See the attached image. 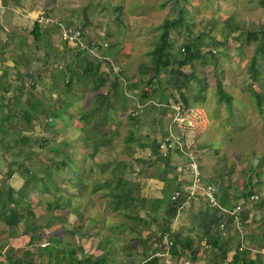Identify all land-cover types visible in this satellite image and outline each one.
<instances>
[{
	"label": "rangeland",
	"instance_id": "obj_1",
	"mask_svg": "<svg viewBox=\"0 0 264 264\" xmlns=\"http://www.w3.org/2000/svg\"><path fill=\"white\" fill-rule=\"evenodd\" d=\"M22 1L29 7L32 6V0ZM49 4L45 12L50 13V17L59 18L63 23H66V21L71 18L70 14H74L72 10L76 9L77 14L72 16V21L69 22V24L74 26L80 25V27L84 29V32L86 31V34L90 33L92 37L97 39H101L99 36L105 34L104 38L107 40L110 38L115 42L111 44L108 43L105 49L104 46H102L100 52L92 51L86 53L89 57L94 60H101L103 66L109 68V65H111L114 60L113 55L109 53L112 51L113 46V50H119L120 53L123 52L126 54L123 56V67L124 70L131 74L137 73V69L134 66L137 61V67L142 60L144 62H149V58H147L148 50L153 47L155 40L159 38V33L161 31L160 24L163 19L165 17L176 16L179 11H181L183 15L182 26L174 29L171 34V39L176 38L177 35L180 34L178 37L179 40L172 41V45L169 49L174 51L176 57H179L180 52H178V49L180 48V44L182 45L185 42L192 41L201 51L200 56L194 59L192 63V68H194L195 74L200 80H192L190 95L193 101L191 106H189L190 119L185 120L183 125L188 139L192 141V145L189 146V151L193 156H197L198 162L201 165L200 171L206 179L212 178L211 180H216L218 182L219 177H221V172L224 175V177H222L224 182H228L229 178L231 179V187L222 190V192L227 194L224 195L230 196L233 194L234 198H236L239 194L237 190L245 189L246 186H248L247 179H250L254 181L251 182L252 189L258 193V197L260 196L263 199L264 204V58H261V56H264V49L261 51L259 48L262 43L264 45V40H260V38L264 39V1L54 0V2ZM38 8L39 7H36V9ZM240 9L241 11L238 12ZM78 14L84 16V20L82 19L83 21L79 20ZM15 17L23 23L25 20L27 21L26 17H19V14L16 13ZM207 17H209V19H207ZM75 20H77V25L74 24ZM207 20L210 21L208 22ZM18 23L20 22L18 21ZM56 28L60 34L59 25H56ZM109 31L113 32V34H109ZM249 31H252L251 34H248ZM15 34L16 33L13 35ZM59 37H61V34ZM121 43L123 44L121 48L118 49L115 47V45H122ZM68 45L70 46H68L69 49L74 48L77 50L72 45ZM121 49L123 51H121ZM68 50L65 51L66 53L58 51L59 54L62 53L61 55L64 56L61 57V55H59L57 59L62 62L65 68L68 66L77 69L74 72L75 74L81 70V66L78 67L76 62L78 61V63L82 64V60H78L76 55L72 56V52H68ZM104 50L107 54H103ZM82 54L85 55L84 53ZM253 56L256 57L257 60L256 66L261 70L257 79H252L250 76L251 72L248 70L251 66ZM207 57H209L215 65L207 63ZM83 63L85 62L83 61ZM226 64L228 65L226 66ZM225 66L227 68L228 80L221 79L219 82L222 91H224L223 93L217 88L215 72L220 68H225ZM59 68L60 67L53 68V70L50 69L51 73L59 72ZM119 71L120 69L114 72ZM115 75L116 73H113V76ZM119 80L121 85L116 89L117 91H115L114 97L116 102H119L121 99L122 102H125V98H123L122 94L123 80ZM160 80L162 86L167 82L164 76H162ZM244 80L247 84H250V86L240 88L238 82ZM201 83L204 84V89L199 90L198 87ZM78 84L79 83H74L71 90L65 87V83L63 84V82H60L59 86L57 85V87H55L49 80L47 83L48 86L44 89L47 93L53 92L55 94H53L55 99H60V97L68 98L71 95V91L73 92L75 89L77 94L82 92V88L80 90L81 84L79 88H75ZM102 86V90H106V87H108L106 84H102ZM259 93H261V95H259ZM84 95L85 93H82V96ZM157 95H154V101H158L159 96ZM112 97L113 95L107 96L109 101ZM76 101L79 103V98L76 99ZM109 104L112 106L110 112H113L115 108L113 107L114 104L112 102ZM137 104L139 103L137 102L135 105ZM160 105L167 107L166 103ZM61 108H64V106ZM70 110L74 112L73 117L70 119L62 117L60 119L58 115L61 114V111L58 106L54 114L55 117L50 121L48 120L47 113H54L55 110L53 107L49 106L40 113V117L31 120V124L36 128L33 130H23L24 125L28 121L23 117L14 118L12 116L13 119L11 123L15 125H12L13 129L8 128L5 130L4 142L7 144L10 143L11 147L9 149L6 148V151L4 150V155H2L3 162H0V186L1 174H4L7 168L5 163L7 159L21 157L24 164H29L31 166V173L26 174L20 171L22 168L20 166L22 164H17L16 162L12 164L15 172L21 173L22 175L26 174L23 176H29L30 179L23 184L18 182L15 187L16 189H22L23 196L21 197L23 199L20 201V204H22L21 209L24 213V218L27 217L29 219L27 222L28 225L25 224V228L30 230V224L36 226L35 231H30V233L35 232L37 234L41 232V225L50 224L54 231L51 230L52 233L47 234L48 236L44 237L42 241L51 236H56L61 240L62 237H59L57 233L64 235L61 240L64 242L60 240L55 242V240L51 238L49 246L55 248H61V246H63L67 249H72V240L74 238L72 230L75 229L77 231L76 234L83 233L78 230V226H81L80 229L82 230H88V226L91 224L90 227L93 226L97 228L100 225L114 230L117 228L120 220L124 223H130L128 232L136 236L135 239H132L131 244H133L136 240L141 239L139 234V230L141 229L139 225L140 222H138V216L135 212L139 209L138 206L140 204H138L137 200L131 198H124L122 205L119 203L117 204L113 200V193L116 192L113 190L115 186L118 188L119 184L114 185L112 181L105 182L103 177V175L105 176L104 173L99 176L97 171L100 170L103 165L99 163L96 164L93 160L89 159L94 165L88 163L86 166L90 168L92 166L95 173L84 175L85 173L81 171L85 161L82 157L83 148H86L87 146L85 145L89 143L88 146H92L91 143H93L96 137L86 133L82 134L81 131L79 132L80 134H77L79 129L77 131V128L73 127V122H75L73 118H77L79 112L74 107ZM167 110L169 115L173 117L174 109L172 105L171 109L169 110L168 108ZM1 112L3 113H1L3 117L7 115L3 110H1ZM102 115L103 113H101V117ZM63 116H66V114L63 113ZM100 120L99 115L97 119L94 120L93 127L97 129L100 133L98 136L101 137ZM1 121L7 124L10 120L1 119ZM49 121L52 125L48 126ZM67 122L68 126L66 124ZM168 122V128L171 126L175 131H178V128L175 127L176 125H172L174 122L171 120ZM48 127L55 129H51L52 131L49 133V131L46 132ZM109 130L111 129L108 128V134L111 132ZM0 132H4L2 126H0ZM22 135L28 138L26 144L23 141H15V138L21 139ZM80 139L81 146L78 142ZM188 143L190 144L191 142ZM18 145H22L28 149L24 150L25 152H18ZM105 156L107 159L108 153H106ZM176 157H180V159L174 158L173 164L186 159L185 156L178 154ZM117 162L120 164L119 161H115L114 163L117 164ZM255 164H257L256 168L259 171L258 176L261 177L262 183L256 180L257 176L255 171H251L250 169ZM114 169L118 171L113 172L115 175L118 173L120 174V168L116 166ZM47 171L51 172L52 175L48 176ZM102 171L105 172V167H103ZM79 173H81V175H79ZM83 176H85L84 179H82ZM188 178L189 176L186 174L184 179ZM5 180L9 182L6 177ZM97 180L100 184L106 185V188L103 186V189L113 192V195L110 194V199L106 200L104 197L96 198L95 195H93V197H79L73 191L75 188H87L88 186L95 185ZM121 181H125V179H121ZM4 185L5 183L1 187H4ZM126 186H131V183L127 182ZM2 190L7 192L6 187L2 188ZM123 190L124 189H121L120 191L122 192ZM120 191H117V193ZM127 191L128 189L126 188L125 192ZM17 192L18 191L14 189L12 195L16 196ZM247 198L248 197L238 198V200L242 202L246 201V206H244L245 214L247 213V207L252 206L251 204L248 205ZM236 201L233 200L230 204L233 206ZM139 202L143 204L144 200L141 198ZM49 203L52 205L50 208H46ZM54 204H60L62 210L59 209L58 212H60L61 216L68 217L67 222H61L59 224L60 226L58 222L52 219L50 214L52 209L60 207L57 206L55 208ZM162 207H164V205L161 206V208ZM126 209L129 210L130 214L125 212ZM28 210L31 212L29 211V215H26ZM73 214L75 215L73 216ZM164 214L165 211H163L162 216ZM249 215L253 221L254 215L252 212H249ZM48 219L50 220L49 223L47 221ZM159 220L161 221V219ZM23 221L24 219L21 217L20 221L16 224L17 231L22 230L19 224ZM85 225L87 227H84ZM3 227L6 229L8 228L4 223ZM113 230L109 231L110 234L106 229L102 230L105 234H108L107 237L99 242L102 246L98 245V243L97 245L94 243L90 245L84 243V246H86V249L88 248L90 250L92 248L90 246H96L95 248L99 249L98 252H101L100 248L109 249V251L113 252L116 251L115 257L106 256L105 259L107 262H101V264H127L128 258L126 256L124 257V253L119 250L122 246V239L125 241L130 235L126 234L128 233L126 232L123 238H118L116 232H111ZM131 230L134 232L133 234ZM158 231L159 229H157V232ZM231 232H234V228L231 229ZM249 237L253 243H256L255 240L264 241L261 228ZM202 239L204 245H207L208 248L207 239L205 237ZM128 240L129 239H127V242ZM4 243L6 244V247L3 248L5 254H1L0 258L6 263L4 262L2 264H9L6 255L20 254L27 248L33 249L34 251L32 250V252L37 255L38 246H40L39 244H35L33 248L27 246L23 247V243H19L13 239H8ZM8 249L9 251L7 252L6 250ZM86 249L80 252V257L87 254H90L91 257L93 255V258L104 257L101 254L100 256H94L93 251L89 250L91 252L89 253ZM38 256L42 255L40 254Z\"/></svg>",
	"mask_w": 264,
	"mask_h": 264
},
{
	"label": "crops",
	"instance_id": "obj_2",
	"mask_svg": "<svg viewBox=\"0 0 264 264\" xmlns=\"http://www.w3.org/2000/svg\"><path fill=\"white\" fill-rule=\"evenodd\" d=\"M51 2H54V0H32V6L29 7L23 3L22 0H0V126H2L4 130V132H0V136L5 135L6 129H13L12 125L15 124L11 123L13 119L12 116L14 118H25L28 122L24 125L23 130H33L36 128L33 124H31V120L40 117V113H42L49 106L53 107L55 110L54 113H47V116L49 115L48 120L50 121L55 117L54 114L56 113L58 106L61 111V114L58 115L60 119L62 117L65 119L73 117L74 112L70 109L72 107L76 108L79 112L78 117L73 118V120H75V122H73V127L77 128V131L79 129L78 133H76L80 134L79 132L81 131L82 134L86 133L96 137L93 140V143H91L92 146H88L90 144L89 143L88 145H85L87 146L86 148H83L82 157L85 161L82 165L81 171L85 173L84 175H91L92 173H95L92 166L91 168L86 166L88 163L94 165L90 162V160H93L96 164L99 163L105 167V172L102 171L103 167L97 171L99 176L104 173L105 176L103 175V177L105 182L112 181L114 185L119 184V187L117 188L115 186L113 191L116 192H109L103 189L104 187L106 188V185L100 184L97 180L95 185L88 186L87 188H75L73 191L79 197H93V195H95L96 198L104 197L106 200L110 199V194L113 193V200L120 205L123 204L122 201L124 198L137 200L140 205L138 206L139 209L135 212L138 216V219H136L140 222L139 225L141 229L139 230V234L141 239L136 240L133 244H131L132 239H135L136 236L131 235L128 232L130 227L129 222L124 223L120 220L117 228L114 230L100 225L97 228H94L93 226L90 227L92 225L91 224L88 226V230H82L80 229L81 226H78V230L83 233L76 234L77 231L75 229L72 230L75 238L72 240V249H74L77 256L80 257V248H84L83 250L86 249L84 243L88 245L91 243L97 245L98 243V245L102 246L99 242L108 236V234H105L102 231L103 229H106L108 233L110 230H113L111 232H116V236L118 238H123L125 233L128 232L126 234L130 235L127 238L129 240L127 242L126 239L125 243L124 239H122V246L119 251L124 253V257L126 256L128 258L126 262L127 264H141L146 257H148V255L158 251L159 248L155 238L158 236V232H160L161 229L158 225L161 223L159 219H161L160 217L162 216L164 208H161L160 203L162 206L164 205L163 198L165 190L170 192V189L179 183L178 180H184L186 175L178 172L176 169V164L185 162L186 159L173 164L174 158L180 159V157H176L177 154L181 156H183V154L177 151H171L164 156L158 147L160 138L167 131V122L172 118V115H169L167 110L168 108L169 110L171 109L172 100L166 102L167 107L160 105L165 104V102L162 101L163 97L160 94H156L159 96L158 101H154V96L142 100L140 98V76L138 73H134L131 78L123 76V56L126 54L123 52L120 53V51L116 52L113 50L112 46L113 52L111 51L109 53L113 55L114 60L112 62L120 66V71H112L110 65V69L108 67H104L101 60L100 69L102 66V71H109L108 73L110 74V78L114 77L113 73L119 75V79L123 80V90L124 93H126V97L125 102H122V99L119 102H116L114 96L112 99L110 98L109 101L107 96H104V93L108 95L111 92L109 89V83H104L108 87H106V90H102V85L97 87L98 79L95 75L83 73L87 68V64L83 63L84 55L80 52L82 50H75L74 48L69 49L70 46L67 42L59 37L60 34L55 24L49 23L43 25L38 21L39 16L36 18L30 16L29 11L36 9V7H39L38 10L40 14L45 13L47 5ZM240 11L241 9L238 10V12ZM15 13L19 14V17H26L27 21L25 20L23 23L15 17ZM45 15L50 16L51 14L45 13ZM207 19H209V17H207ZM18 21L20 23H18ZM35 21H38L40 29L37 38L33 35L35 31L33 25ZM207 21L209 22L210 20ZM14 33L16 34L13 35ZM111 34H113V32ZM67 50L68 52H72V56L76 55L78 60H82V64L78 63V61L76 62L78 67L81 66V70L75 74L74 72L77 69L68 66L65 68L62 62L57 59L59 55L66 53L65 51ZM58 51H62V53L59 54ZM121 51L123 50L121 49ZM63 56L64 55H61V57ZM89 58L92 59L91 57ZM207 59V63L215 65L209 57H207ZM137 62L134 64L136 69ZM227 65L228 64H226V66ZM226 66L225 68H220L217 72H215V80H228ZM57 67H60L59 72L51 73V70ZM125 72L128 73L126 70ZM163 76L166 80L167 75ZM49 80L55 87H57V85L59 86L60 82H63V84L65 83V87L71 90L74 83H79L75 86V88H79L81 84L82 87L80 86V90L82 88V92L77 94L75 89L73 92L71 91L70 97H60V100L57 96L58 99H55L53 92L47 93L44 89L48 86L47 83ZM167 82L164 87L167 86ZM238 85L240 88H244L247 87V82L245 80L240 81L238 82ZM165 92H169L167 87L165 88ZM82 93H85V95L82 96ZM78 98L79 103L76 101ZM110 102H112L114 104L113 107H115L113 112H110V109H112V106L109 104ZM137 102L140 107L135 105ZM62 106H64V108H61ZM1 110L7 113L5 117L2 116L3 113ZM63 113H65L66 116H63ZM101 113H103L102 117ZM99 115L101 119L99 122L102 133L101 137L98 136L100 133L97 129L93 127L94 120L97 119V116ZM2 118L10 121L6 124V122L4 123L1 121ZM66 124L68 126V122ZM49 125L52 124L50 123L48 126ZM52 127H48L46 132L49 131V133H51V129H55ZM108 128L111 129L109 130L111 131L109 134L107 132ZM26 142L27 141H25V144ZM78 142L81 146V139L78 140ZM26 149L28 148H25V150ZM4 150L6 151V149H2L3 152ZM105 152L108 153L107 159ZM19 161L20 160L17 158L7 159L5 163L7 166ZM115 161H119L120 164H118V162L115 164ZM7 162L13 163L8 164ZM116 166L120 168L119 170L121 171L120 174L118 173L117 175L113 173L114 171L118 172L114 169ZM23 175L13 171L8 179V183L16 189L15 186H17L18 182L23 184L26 181V177ZM79 175H81V173H79ZM84 177L85 176H83L82 179H84ZM121 179H125V181H121ZM127 182L131 183V186H126ZM120 188L124 190L121 192ZM126 188L128 189L127 192H125ZM117 191L120 192L117 193ZM224 194L226 193L223 192L222 200L225 204H230L233 200H238L237 196L234 198L233 194L230 196H226L227 194ZM141 198L144 200L143 204L139 202ZM61 207L62 206L52 209L50 212L52 219L55 222H58V225L61 222L66 223L68 220L67 216H61L60 212H58L59 209L62 210ZM29 211L30 210L26 212V215H29ZM246 211V216L249 215V212H252L254 219L249 222L245 228L244 244L247 248L253 251L252 255L256 258L253 264H262L261 256L263 254L259 253L258 249H264V241L261 242L255 240L256 243H253L249 236H252V234L261 228L264 237V204L263 209H258L252 205L247 207ZM125 212L130 214L127 209ZM74 215L75 214H73V216ZM220 218H222L221 211L218 208L210 207L202 199L196 198L192 201L191 205L183 208L182 211L180 210L176 217L172 219L170 230L177 231L181 233V235L189 236L197 243L198 249L195 258H191L190 264H207L209 261H212V257H210L212 254L206 250L202 238H206L208 233H213L215 235L220 233L223 234L224 231L220 232L218 229V225L221 222ZM22 219H24V221L19 224V226L22 227V230L18 231L17 228L15 231L10 230L9 228H4L3 222L0 221V255L5 254L3 248L6 247V244L4 242L8 239H13L19 243H23V247L27 246L33 248V245L39 244L38 254L35 255L32 252L29 256L36 264H40V262L46 263L48 251L46 249L42 250V247L47 248L51 238H53L55 242H58L57 240H60V238L51 236L50 238L42 241L44 237L48 236L47 234L54 231L52 229V225H41V232L37 234L35 232L30 233V231H35L36 226L34 224H30V230H27L25 228V224H27L29 219L27 217L24 218V216H22ZM47 221L48 223L50 222L49 219ZM84 227L87 226L85 225ZM157 229H159L158 232ZM229 229V232L231 233V227H229ZM133 233L134 232H132V234ZM57 234L59 237H64L61 233ZM221 238H223V236H221ZM236 241L240 243L238 232L234 230L233 235L231 236V242L235 243ZM90 247H92L91 250L87 248L86 251L89 253H91L90 251H93L94 256H100L101 254L104 257H115L116 255V251L113 252L109 251V249L100 248L101 252H98L99 249H96V246ZM61 248H63V246H61ZM27 249L30 251L33 250L29 248ZM235 251V245H232L228 249L227 257L224 261L226 264H233L231 261ZM23 254H25V252L17 255L22 256ZM40 254L42 256H38ZM158 256H160L161 264H183L184 260L188 257L186 256L185 258H182L177 255H172L171 253L170 256ZM99 259L102 258H93V255L91 257L92 261ZM4 262L5 261L0 258V264Z\"/></svg>",
	"mask_w": 264,
	"mask_h": 264
},
{
	"label": "trees",
	"instance_id": "obj_3",
	"mask_svg": "<svg viewBox=\"0 0 264 264\" xmlns=\"http://www.w3.org/2000/svg\"><path fill=\"white\" fill-rule=\"evenodd\" d=\"M74 11V12H73ZM70 16H75L77 13L76 9H73ZM46 14L48 12H45ZM84 14V13H83ZM79 20H82L84 16L79 15ZM87 17V16H86ZM88 18V17H87ZM84 20V19H83ZM82 20V21H83ZM71 18L66 21V23L71 22ZM74 21V20H73ZM85 23V22H84ZM183 23V15L182 12L179 11V13L176 16L173 17H165L163 21L160 24L161 31L159 33V38L155 40L154 45L152 48L148 50L147 58H149V62H144L143 60L138 64L137 67V73L140 76V83L141 86V92H140V98L147 99L149 97H153L156 94H159L163 97V102H168L169 100L180 102L184 108H189L192 104V98H191V85L193 79H199L198 76L195 74V70L193 67V60L200 56L201 51L199 48H197L192 41L185 42L184 44H180V48L178 49V52H180L179 57H176V54L174 51H171L170 46L172 45V41L179 40L177 35L176 38L171 39V34L174 29L179 28L182 26ZM75 25H77V20H75ZM80 27V25L78 26ZM34 28V36L35 38L39 35V24L38 21L34 22L33 25ZM81 28V27H80ZM252 31H249L248 34H251ZM111 34L112 32H108ZM255 33V32H254ZM103 38L105 37V34H103ZM256 36V35H255ZM105 39V38H104ZM260 40H264L260 38ZM181 41V40H180ZM108 43H114L109 38ZM122 44V43H121ZM261 44V43H260ZM118 49L123 46L122 45H115ZM260 50L263 51L264 45L263 43L260 45ZM84 53L83 56L84 62L87 64V68L83 72L84 74L90 73L92 75H95V77L98 79V85H102L104 83L109 82V89L110 94L106 95L104 93V96H111L115 94L116 89L121 85L119 80V75H116L114 77L110 78V74L108 72H104L100 69V60H94L90 59L87 52L80 51ZM116 52H119V50H116ZM261 58H264V56H261ZM256 57H252L251 66L248 68V70L251 72L250 76L252 79H257L259 73L261 72L260 68L256 66ZM89 71V72H88ZM123 76L126 78H130L133 76L131 73H126L124 69H122ZM169 74V77H168ZM163 75H167V89L168 93L165 92L164 86L161 85L160 78ZM217 81V88L222 91V87H220V80ZM250 84H247V87H249ZM199 90L204 89V84L201 83V85L198 87ZM122 94L123 98L126 97V93H124V90L122 88ZM188 94V95H187ZM261 95V93H259ZM259 99V97H258ZM260 102V101H259ZM258 102V103H259ZM49 116V115H48ZM3 119V118H2ZM50 124V121L48 122ZM8 128V127H6ZM168 128V127H167ZM28 140V138L24 135L21 136V139L15 138V141H25ZM5 135L0 136V162H3L2 155H4V152L2 149H9L11 147L10 143H5ZM6 149V150H7ZM25 147L22 145H18L17 151L18 152H24ZM177 152L178 149H176ZM181 153V152H179ZM18 156V155H17ZM185 156L186 161L190 160L188 155L185 153L183 154ZM19 159V162H16L17 164H22L20 167V171L25 172L26 174L31 173V166L29 164H24L21 157H17ZM195 159L198 162L197 156H195ZM185 161V162H186ZM8 164L13 162H7ZM184 163V162H180ZM178 164V163H177ZM176 164V165H177ZM199 167L201 166L198 162ZM4 174H2L1 178V186L5 183L4 187L0 186V220L12 231L16 230V224L20 221L21 217L23 216L22 212V204H20L21 199H23L21 196L22 189H15L17 192L16 196L12 195V191L14 188L8 183V181L5 180V177L9 179L13 171L15 170L12 167V164L7 165ZM257 164L253 165L250 169L251 171H255L256 173V180L262 183V179L259 175V171L256 168ZM201 168V167H200ZM257 170V171H256ZM48 176L52 175L51 172L47 171ZM24 174V175H26ZM179 177V176H178ZM224 175L221 172V177H219L218 182L216 180H211L212 178H208L211 181H215L219 187L220 192L223 194L222 190L229 189L232 185L231 179L229 178L228 182H224L223 178ZM29 181V176H26V181ZM179 183L175 185L173 188H179L184 182L187 180H178ZM251 182H254L250 179H247L248 186H246L245 189L237 190L239 194L237 195V198H245L248 197L252 192L257 193L252 189ZM7 188V192H4L2 188ZM170 189V192L173 190ZM250 188V190H249ZM247 190V191H246ZM249 192V193H248ZM6 194V195H5ZM258 194V193H257ZM220 200H222V197H219ZM185 197L184 194L181 193L175 200H170L168 197L167 203L164 205V211L165 214L161 216V223H159L160 232L158 236H156L155 241L157 242L158 247H161V239L162 235L165 231H169L170 238L172 241V244L169 248V251L172 255H177L178 257L185 258L186 256H190L192 259L195 258L196 252H197V243L195 240L189 236L181 235V233L177 231L170 230L171 227V221L178 212L182 209H179L181 204L184 202ZM194 200V198L191 199V203ZM51 203V202H50ZM47 204V207H50L51 205ZM190 203V204H191ZM243 205L246 206V201L243 202ZM251 205H254L256 208H263V199L259 196L257 199L253 201ZM55 208L57 206H60V204H54ZM160 206L162 204L160 203ZM53 207V206H52ZM186 208V207H185ZM221 211V210H220ZM221 217L220 221H224L225 223V230L223 234L215 235L213 233H208V236L206 237L207 243H208V250L210 252V257H212V261H209L207 264H226L224 261L227 257V251L228 249L233 245L236 247V251L232 258L233 264H253L256 260L255 257H253L251 249L247 248V246H244L243 248H240L239 242L236 241L235 243L231 242V236L233 232H229V227L234 228L235 231L236 228L233 224V218L232 216L224 213L221 211ZM224 218V219H223ZM155 219V218H154ZM219 226V225H218ZM222 232L221 230H219ZM223 236V238H221ZM218 245V246H215ZM48 251L47 255V261L46 263L40 262V264H101V262H107L105 257L99 260L92 261L91 255L87 254L82 257H78L76 254V251L74 249H67L65 247L63 248H55L52 246H48L47 248H44ZM80 250L83 252L84 250L80 248ZM9 249L7 250V252ZM12 252V251H11ZM25 254L22 256H18L17 254L13 255H7V259L9 261V264H36L33 259L30 258V254L32 251L25 249ZM209 257V258H210ZM141 264H161L160 262V256L158 254H150ZM262 264H264L262 262Z\"/></svg>",
	"mask_w": 264,
	"mask_h": 264
},
{
	"label": "built area",
	"instance_id": "obj_4",
	"mask_svg": "<svg viewBox=\"0 0 264 264\" xmlns=\"http://www.w3.org/2000/svg\"><path fill=\"white\" fill-rule=\"evenodd\" d=\"M39 22L43 25L46 24H56L60 27V34L61 37L70 45L75 47L77 50H83L87 53L92 51L100 52L102 50V46L104 49L108 45V40L103 38L102 35H97L101 39H97L92 37L90 33L86 34L84 29L74 26L69 23H63L62 20L59 18L50 17L49 15H45V13L40 14ZM103 54H107L104 50ZM109 63V62H108ZM111 70L118 71L119 66L114 64L113 62L110 65ZM171 105L173 107V117L171 121L174 122L172 125H176L175 127L178 128V131H175L171 126L167 128V131L161 137L158 143L159 150L165 156L171 151H176L178 149L179 152L182 154L188 155L190 160L184 163H178L176 165V169L178 172L183 174H188L189 178L186 179L187 181L184 182L179 188H173L171 193H169V199L175 200L181 193L184 194L185 200L179 207V209H183L189 205H191V199L200 198L202 199L208 206L218 208L222 212L232 216L233 224L238 232V237L240 239L239 247L243 248L246 246L244 244V234L245 228L249 222L252 221L250 215L245 214L244 205L241 200L232 204H225L223 200H220L219 197H222V193L220 192V187L215 181H211L208 178L206 179L204 175L200 171V167L198 165L195 156L189 151V146L192 145V141L188 139L186 131L183 129L184 121L190 119V108H184L180 102L172 101ZM137 107L140 105L137 104ZM136 110V109H135ZM178 125V126H177ZM188 142H191L190 144ZM258 198L257 193L252 192L248 198L247 202L248 205L252 204L255 199ZM225 222L221 221L219 223L218 229L222 232L225 228ZM169 231H165L162 235L161 244L158 248V251L154 252L153 254L163 255V256H170L169 248L172 244L170 238ZM207 247V245H205ZM259 253H262L261 260L264 263V249H258ZM191 257L188 256L183 264H190Z\"/></svg>",
	"mask_w": 264,
	"mask_h": 264
},
{
	"label": "water",
	"instance_id": "obj_5",
	"mask_svg": "<svg viewBox=\"0 0 264 264\" xmlns=\"http://www.w3.org/2000/svg\"><path fill=\"white\" fill-rule=\"evenodd\" d=\"M39 13L40 12H39L38 9H32V10L29 11L30 16H32L33 18H36L39 15ZM168 197H169V191L165 190L164 198H163L164 205L167 203Z\"/></svg>",
	"mask_w": 264,
	"mask_h": 264
},
{
	"label": "clouds",
	"instance_id": "obj_6",
	"mask_svg": "<svg viewBox=\"0 0 264 264\" xmlns=\"http://www.w3.org/2000/svg\"><path fill=\"white\" fill-rule=\"evenodd\" d=\"M39 15H40V13H39ZM39 15H38V16H39Z\"/></svg>",
	"mask_w": 264,
	"mask_h": 264
}]
</instances>
